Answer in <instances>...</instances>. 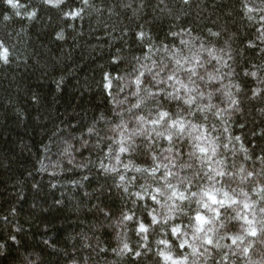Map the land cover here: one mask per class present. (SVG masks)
<instances>
[{"label": "snow or ice", "instance_id": "1", "mask_svg": "<svg viewBox=\"0 0 264 264\" xmlns=\"http://www.w3.org/2000/svg\"><path fill=\"white\" fill-rule=\"evenodd\" d=\"M239 2L240 15L254 26L256 37L248 38L247 43L241 40L243 48L235 53L231 37L216 48L193 36V27L182 25L180 31H170L171 43H156L151 30L145 31L139 23L135 29H121V44L137 45L140 55L129 46L130 60L114 56L111 62L116 66L127 62L130 67L116 76L103 74L102 89L112 101L116 120L109 122L101 113L85 126L87 137L81 138L80 149L89 156L82 160H77V154L83 156V151L69 145L63 148L61 160L53 162L49 146L44 145L48 163L40 161L41 170L53 169L50 175L63 171L66 161L69 170L81 173L80 181H72L79 187L90 182L87 173L96 170V186L85 192V197L97 201L90 209L94 214L111 221L115 213L105 200L120 201L116 226L131 225L137 242L118 236V247L111 252L133 264L153 260L155 264H237L241 260L243 264H264V146L260 143L264 142V122L255 126L252 121L249 130L252 111L264 117V0ZM180 3L192 6V0ZM3 4L6 7L0 16L5 26L14 17L34 26L45 7L73 21L89 10L99 14L106 10L117 17L123 12L125 19L141 17L148 6L160 15L173 13L169 0H157L155 5L120 0L106 9L96 7L95 0H79L66 8L67 0H39L38 5L3 0ZM206 31L217 41L226 35L212 27L206 26ZM55 39H65L63 30L55 33ZM249 53L259 63L247 59ZM12 60L10 48L0 40V65L10 68ZM233 65L240 66L241 72ZM114 82L119 85L115 94ZM62 83L63 77L58 89ZM31 100L38 103L35 94ZM101 121L104 123L97 128ZM53 136L58 144L68 143L62 135ZM32 189L35 194L41 191L35 183ZM54 205L62 207V201L56 200ZM100 228H104L103 222ZM157 229L161 238L153 247L150 237ZM9 239L19 244L16 235ZM82 239L88 241L82 247L91 250L86 264L91 253L109 252L95 233ZM46 246L51 251L44 264H61L65 253L55 243ZM4 247L0 244V249ZM253 252L261 259L253 260ZM72 264H77L75 258Z\"/></svg>", "mask_w": 264, "mask_h": 264}, {"label": "trees", "instance_id": "2", "mask_svg": "<svg viewBox=\"0 0 264 264\" xmlns=\"http://www.w3.org/2000/svg\"><path fill=\"white\" fill-rule=\"evenodd\" d=\"M23 2L39 4V0ZM78 3L79 0H67L65 8ZM119 3L120 0H95L96 7L104 9ZM144 3L155 5L157 0H144ZM169 6L173 9L171 15H160L148 6L141 13L142 18L125 19L123 12L117 17L106 10L103 14L89 10L82 19L75 21L64 20L55 9L45 7L34 26L31 21L15 17L5 26L0 16V40L6 42L13 57L10 68L0 65V244L5 245L0 249V264H44L51 251L46 245L52 243L65 253L61 264H72L73 258L77 264H86L85 257L91 250L82 247L88 242L82 238H91L94 233L109 252L99 256L91 253L87 264H133L130 259L111 252L118 247V236H127L133 244L137 242L131 225L116 226L120 201L105 200L115 213L111 221H104L99 213L90 211L97 201L85 197V192H92L96 186L93 179L96 170L87 173L90 182L84 181L77 187L72 181H80L81 173L69 170L66 161L63 171L57 170L55 176L50 175L51 168L47 172L41 170L40 161L48 163L44 145L49 146L53 162L61 160L63 148L69 145L83 151L80 140L87 137L85 126L91 125L101 113L109 122L116 120L111 110L112 101L102 89L103 74L110 72L116 76L130 67L127 62L119 66L111 62L114 56L130 60L129 46L140 55L137 45L121 44V29H135L139 23L145 31L151 30L156 43L161 40L171 43L173 38L167 35L170 31H180L182 25L193 27V36H199L216 48L223 47L224 40L231 37L234 53L242 50L241 40L247 43L248 38L256 37L254 26L240 15L239 0H192L191 8L180 0H169ZM5 7L0 0V13ZM185 13L189 15L186 17ZM206 26L226 35L217 41L207 35ZM61 30L65 39L56 40L55 33ZM246 58L259 63L251 53ZM233 67L241 72L240 66ZM61 77L63 83L58 89ZM118 88L114 82V94ZM33 94L38 99L36 104L31 100ZM249 121L250 130L254 126L252 121L255 126H262L264 117L252 111ZM103 123L97 124V128ZM54 133L62 135L68 143L58 144ZM260 143L264 146V142ZM87 156L89 152L83 151V156L77 154V160ZM92 158L96 159L95 153ZM34 183L40 186L39 193L35 194L32 189ZM53 184L56 187H52ZM56 200L62 201V207H55ZM17 228L21 230L17 232ZM10 235H16L19 244L13 243ZM159 238L160 229H157L150 237L153 247ZM92 244L95 246V240ZM252 259L260 260L261 257L253 252ZM237 264H243L242 260Z\"/></svg>", "mask_w": 264, "mask_h": 264}]
</instances>
